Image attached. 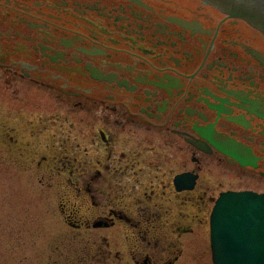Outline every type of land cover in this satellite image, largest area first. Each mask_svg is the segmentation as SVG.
<instances>
[{"label":"flooded vegetation","instance_id":"flooded-vegetation-1","mask_svg":"<svg viewBox=\"0 0 264 264\" xmlns=\"http://www.w3.org/2000/svg\"><path fill=\"white\" fill-rule=\"evenodd\" d=\"M5 93L0 155L76 191L53 264H213L216 199L264 193V32L206 0H0Z\"/></svg>","mask_w":264,"mask_h":264},{"label":"rangeland","instance_id":"rangeland-1","mask_svg":"<svg viewBox=\"0 0 264 264\" xmlns=\"http://www.w3.org/2000/svg\"><path fill=\"white\" fill-rule=\"evenodd\" d=\"M0 98L12 103L11 94ZM208 165L203 164V178H208V173L212 177L221 174L219 168L209 169ZM33 166L25 170L15 159L0 155V264H53L52 258L61 247L77 246L78 237H87L84 229H74L63 221L64 215L71 214L76 191L60 184L64 176L39 172ZM220 188L212 190L217 193ZM68 197L70 202L61 207V201L65 204ZM204 223L208 240V221Z\"/></svg>","mask_w":264,"mask_h":264},{"label":"water","instance_id":"water-1","mask_svg":"<svg viewBox=\"0 0 264 264\" xmlns=\"http://www.w3.org/2000/svg\"><path fill=\"white\" fill-rule=\"evenodd\" d=\"M206 1L264 32V0ZM210 247L213 264H264V193H221L210 215Z\"/></svg>","mask_w":264,"mask_h":264}]
</instances>
